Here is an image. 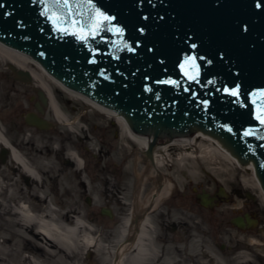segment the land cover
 <instances>
[{
    "label": "water",
    "instance_id": "1",
    "mask_svg": "<svg viewBox=\"0 0 264 264\" xmlns=\"http://www.w3.org/2000/svg\"><path fill=\"white\" fill-rule=\"evenodd\" d=\"M92 3L114 20L82 41L56 31L42 15L40 0H0V43L29 55L65 88L121 116L131 133L145 135L143 169L159 141L200 132L220 142L239 164L251 162L264 194V125L256 119L262 102L253 103V94L264 91V0ZM80 11L85 19L91 15L86 6ZM191 56L197 58L198 81L180 67ZM237 87L239 97L225 91ZM24 121L38 129L52 126L35 112L25 113ZM100 213L112 217L107 207ZM236 224L243 226L241 219Z\"/></svg>",
    "mask_w": 264,
    "mask_h": 264
},
{
    "label": "rangeland",
    "instance_id": "2",
    "mask_svg": "<svg viewBox=\"0 0 264 264\" xmlns=\"http://www.w3.org/2000/svg\"><path fill=\"white\" fill-rule=\"evenodd\" d=\"M28 69L30 71L37 70L42 75L68 118L69 124L59 122L57 129H60L62 134L54 136L53 140L45 139L46 135L43 134L31 136L27 133L30 131L25 130L23 135L19 136L15 130L16 125L13 117H15V113L26 109L28 105L26 99L31 88L41 90L45 96L43 100L46 97L49 100L48 93L45 92V94V90L43 91V88L37 86L36 82L31 79V72ZM28 69L21 70L11 65L5 58L0 57V94L2 95L0 99L8 105L1 112L0 129L12 144L21 147V151L17 150L29 162H35L37 158L42 157L52 166L50 170L44 169V175L42 174V180L39 182V184L42 183V186L39 187L38 193L41 199L48 202L49 209H52L54 214L61 216L66 212H80L86 217L84 220L87 219L91 227L98 229L97 235H100L102 244L108 245L115 241L112 233L119 229L120 223L125 218H129L130 224L134 228L136 225L134 214L141 210V213L144 214L136 216L141 219L149 217L152 226V230L150 228L149 231L156 244L159 245L160 241L161 245H173L178 249L174 251V254L167 255L172 256V264H211V258H215L216 255L219 256L218 262L221 264H261V259H264V249H262L264 245L259 244L256 240L248 246L243 239L237 237L234 230H231L223 240L227 246L221 250L218 243L207 238L208 236L205 237V234L194 232L195 228L191 229L188 234L182 229L172 230L173 223L189 221L185 220L179 211H175L171 217L159 216L160 205L156 202L154 210L148 212L146 209L152 202V190L143 188L147 178L143 173L146 159L142 155V150L132 142L117 123V119L108 117L81 100L72 97L67 90L55 84L36 65L30 64ZM7 74L15 76V82ZM5 87L10 89H4ZM45 109L50 118L54 117L49 105ZM111 121L115 123L110 128L108 125L111 124ZM115 129L118 131V135L114 140L112 135ZM47 134L52 135L51 133ZM188 136L194 142L193 150H188L187 146L174 145L168 148V152L173 157L183 152H195L198 157L188 159L187 164L190 166V171L192 168L200 173V176L196 178L198 183L206 179L211 180V177H214L221 185L245 192L249 191L256 197L258 207L264 209L263 194L253 180L251 169L243 165L236 166L226 161L218 153L206 158L200 157L198 144L210 145V142L201 137H195V134ZM130 150L131 152H129ZM71 153L77 154L81 162L80 172L77 167L73 166V161L68 158L63 159V156L66 157ZM9 154L10 150L0 145V163L7 161ZM155 169L172 171L176 179L180 176L183 179V176L179 175L180 168H177L171 161L163 162L157 168L149 163L148 170L153 172ZM14 172L13 169L6 171V177L12 178ZM187 177H190L189 173ZM29 180V178H25L15 183V196L25 197L31 203L33 210L42 211L40 204L32 196L33 190L37 189L36 184ZM4 196L0 197V201H4L6 198ZM102 207L109 208L112 211V217L102 215L100 213ZM2 210L4 211L0 208V212ZM87 221L85 220V222ZM20 234L19 229L14 226L10 218L0 214V264H29L28 262L30 264H62L60 258L52 259L43 253V249L39 245L42 243L40 236H35L36 240L33 239L34 241L32 239L24 241L23 238L18 237ZM158 249L157 260L159 261L163 252L160 245ZM83 251V261L79 264H104L105 254L97 256L86 250ZM242 254L246 255L247 259L242 258Z\"/></svg>",
    "mask_w": 264,
    "mask_h": 264
},
{
    "label": "bare ground",
    "instance_id": "3",
    "mask_svg": "<svg viewBox=\"0 0 264 264\" xmlns=\"http://www.w3.org/2000/svg\"><path fill=\"white\" fill-rule=\"evenodd\" d=\"M0 57L5 58V60H7L11 65H14L21 70H27L30 64L36 65L41 70V72L49 76V78L53 82H55V84L61 86L64 90H67L72 97L81 100L88 106L105 114L108 117L116 118L117 123L127 133L132 142L136 144L142 151L145 148V135L131 133L130 131H128V126L121 116L95 103L89 98L84 97V95L65 88L57 80L50 76L43 69V67L29 55L0 43ZM28 71L31 72L30 77L33 81L36 82L37 86L43 88L45 92L48 93V105L53 111L54 117L58 121V123L61 122L69 124L66 115L59 110L56 100L53 97V92H51V88L46 80L37 70L32 69L30 71L28 69ZM195 137H201L205 141L210 142V145H206L204 143L198 144L200 157L206 158L208 156H212L214 153H218L226 161H229L236 166L242 165L239 164L237 159L233 157L230 152L215 138H212L211 136L200 132H196ZM193 143V140L188 135L177 136L171 139H167L165 143H158L153 150V166L157 168V166L162 164L163 162L166 163L167 161H171L176 165L177 168H180L179 171H181L180 173L183 176V180H185V177H187L189 173L190 178L195 181V179L200 176V173L192 168L190 171V166H188L187 164V162L189 161L188 159L198 157L195 152H183L177 154L175 157H173L168 152V148L174 145L187 146L188 150H193ZM0 145L10 150L8 160L3 162L5 164L0 163V197L4 195V197H6L4 201H0V208L4 209V211L2 210L0 214L8 216L14 226L19 229V232L21 234L18 235V237L23 238L24 241H30L31 239H35V236H40V240L42 241V243L39 245L43 249V253L47 254L46 256L52 259L57 257L60 258L62 264L81 263L83 261V250H86L87 252L93 253L97 256L105 254L104 264H172V256L167 255L174 254V251L178 249L174 248L173 245H161L162 242L160 243L159 241V245L160 247H162L163 253L160 256L159 261L157 260L159 256V245L158 243L156 244L149 231L152 227L149 217H143L142 219L138 217L143 215V213H141V210L136 212L137 214H134V217H136V225H134V228L133 225L130 224L129 218H125L120 223L119 229L114 230L112 233V237L115 241H113L112 244L103 245V241L100 238V235H97L98 229L91 227L87 219H85L87 221L85 222L84 218L86 217L84 215H82L80 212H66L61 216H58L56 213L54 214V211L52 209H49L48 202L41 199V197L39 196L38 189H40L39 187L42 186V183L39 184V182L40 180H42V174L44 175L43 171L44 169L50 170L52 167L47 160H44L42 157H40L37 158L35 162H29V160L18 151H21V147L19 145L12 144L5 137L1 129ZM159 152L165 154L166 156L161 155ZM66 158L73 161V166L77 167L78 172H80L82 166L80 160L77 157V154L71 153L66 157L63 156V159ZM243 166L253 171V165L251 162ZM12 169L13 171H15L14 175L12 178L8 179L6 177V171ZM25 178H29L33 183L36 184L37 189L35 188V190H33L34 193L32 194V196L40 204V208L42 209V211L33 210L34 208L32 207L31 203L27 201L25 197L15 196V183L18 180H24ZM253 180L256 182L257 186H259L258 181L256 180V177L254 175V171ZM165 192L166 191L158 193V198L153 201L154 203L152 204V207L156 205V202L161 198L160 196H163ZM38 212H40V214H38ZM252 241V239L247 240L248 246H250V244H253ZM44 247L46 248L44 249ZM242 255V258L247 259L246 255ZM218 261L219 256L217 255L215 258H211V264H221ZM28 263L30 264V262Z\"/></svg>",
    "mask_w": 264,
    "mask_h": 264
},
{
    "label": "flooded vegetation",
    "instance_id": "4",
    "mask_svg": "<svg viewBox=\"0 0 264 264\" xmlns=\"http://www.w3.org/2000/svg\"><path fill=\"white\" fill-rule=\"evenodd\" d=\"M7 75L11 76L10 74ZM11 77L13 79H9L12 81L16 78L15 76ZM4 89L10 88L5 87ZM1 96L0 94V97ZM43 98H45V96L41 90L33 88L29 90V95L26 99L28 104L26 109L15 113V117H13V121L16 125L15 130L19 136L23 135L24 130L30 131L27 133L31 136L38 134L46 135L45 139L48 140H53L54 136L62 134V131L57 129L59 123L55 117L50 118L46 114L45 108L48 106L49 100L47 97L44 100ZM56 103L61 112L64 113L57 100ZM7 106L8 105L0 99V115ZM27 112H35L38 116L50 121L52 126L46 129H38L35 126L27 125L24 121V114ZM4 121L5 120H3V122ZM114 123V121H111V124L108 126L111 128ZM47 133H51L52 135H48ZM117 135L118 131L115 129L112 138L115 140ZM5 137L7 138L6 135ZM159 143L163 142L159 141ZM129 152H131V150ZM141 152L146 159V154H144L143 151ZM150 163L153 165V161L150 160ZM143 173L147 177L143 188L152 190V202L146 210L152 212L154 209L150 206L153 204V201L158 198V193L166 191L157 201L161 210L158 213L159 216L171 217L175 211H179L185 217V220H189L179 221L177 224L173 223L171 225L172 230L182 229L183 232L188 234L191 229L195 228L196 230H194V232H200L202 235L205 234V237L208 236L207 238L218 243L217 245L221 250L227 246L223 240L227 237L226 234L231 230L237 233L238 238L243 239V241L245 240L244 243H247L248 239H252L264 245V209L258 207L259 204L256 201V197L251 195L249 191L245 192L244 190L226 187L218 183L214 177H211V180L206 179L198 183L196 179L193 181L190 177H185V180H183L180 176V178L176 179L172 171L170 172L169 170L162 171L155 169L153 172L144 170ZM179 175L181 174L179 173ZM238 219L242 220L243 226L236 224V220ZM262 249H264V247ZM261 261L263 263H260L264 264V259H261Z\"/></svg>",
    "mask_w": 264,
    "mask_h": 264
},
{
    "label": "snow or ice",
    "instance_id": "5",
    "mask_svg": "<svg viewBox=\"0 0 264 264\" xmlns=\"http://www.w3.org/2000/svg\"><path fill=\"white\" fill-rule=\"evenodd\" d=\"M40 2L44 5L42 15L51 21L56 31L63 34H71L82 41H86L89 37L98 36L105 25H111L114 20V17H110L96 8L92 0H40ZM85 6L91 12V15L86 19V14L80 11ZM108 30L123 35L122 29L118 27H109ZM129 50L134 51L130 47ZM180 67L189 80L198 81L199 66L195 56L186 57ZM162 83L175 85L177 82L162 81ZM209 83H212V81H209ZM225 91L233 97H239L240 95L238 87L235 90L229 91L225 89ZM253 96L254 104L256 103V98H259L262 102L257 104L256 119L261 125H264V91L254 93ZM244 135H251V132H245Z\"/></svg>",
    "mask_w": 264,
    "mask_h": 264
}]
</instances>
